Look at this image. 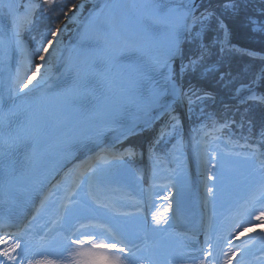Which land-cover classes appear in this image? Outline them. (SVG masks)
Instances as JSON below:
<instances>
[{
    "label": "snow or ice",
    "instance_id": "snow-or-ice-1",
    "mask_svg": "<svg viewBox=\"0 0 264 264\" xmlns=\"http://www.w3.org/2000/svg\"><path fill=\"white\" fill-rule=\"evenodd\" d=\"M62 3L63 0H42V3L34 0H0V58L7 60L14 50L26 47L23 36L30 30L37 8L42 9V15H47L52 6ZM83 7V4H73L67 11L61 8L66 19L82 24V27L78 31L76 42L69 48V55L64 59L60 75L56 78L60 81L58 90L49 95L60 98L64 106L79 112L86 120L103 119L104 128L97 133V139L104 132H116L117 143L134 135L139 126L137 122L130 126L119 123L129 108H134L147 117L141 122L143 127H151L163 115L167 119L148 145L149 158L159 163L160 157L155 150L162 142H167L166 138L176 139L173 149L179 150L182 145V140L177 139L180 122L172 114V104L167 98L185 100L189 111L197 101L203 100L196 91L190 89L185 92L179 85L174 69L175 61L183 55L182 44L200 37L214 13L209 8H202L200 0H101L100 3L93 4V10L81 22L78 15ZM223 7L235 11L238 4L235 0H226ZM129 10L135 12L131 25L126 15ZM220 26L224 27L222 23ZM64 31L65 28L57 27L50 33H45L41 37V43L50 35L51 38L47 39L48 46L37 47L31 52L32 56H38L43 63L36 65L35 74L27 76L30 84L34 75H40L39 83L30 92L42 86L52 87L48 82L52 78L53 58L59 61L62 56L64 45L60 36ZM49 48L52 49L51 52ZM206 52L207 47L201 45L198 56L190 58L187 64L181 63L180 73L195 70ZM42 68L45 69L43 73ZM24 78V73L17 69L15 83L19 85ZM27 86L25 84L14 88L7 98L0 95V169L4 170L9 187L15 180L23 177L26 167L34 162L38 139L46 128L45 121L32 112V108L34 105L39 107L44 104L48 97H34L21 103L15 100ZM86 104L90 107H86ZM153 112H156L155 116L152 115ZM109 151L102 149L104 153ZM136 155L132 148H126L122 153H113L111 159L123 162L125 157ZM206 157L207 153L201 163L207 172V165L211 161ZM97 160L99 163H110L105 155H98ZM91 171L95 174L96 168ZM91 179L89 177L90 188ZM207 191L212 193V188H207ZM261 191L264 192V185H261ZM88 196L99 207L108 209L112 217L103 220L94 216L85 217L87 222L78 221V227L74 225L67 232L58 233L59 239L55 241V247L51 244L45 247V238L41 237L39 249L43 251L38 249L32 252L28 241H25L23 247L19 242L14 243L12 251L21 249L17 253L20 257L19 264H22L29 253L41 258L29 259L28 264H136L139 246L122 226L113 222L115 216L129 213L119 212L114 204L101 202L91 190ZM62 207L67 209L66 205ZM261 215L264 216V213ZM152 219L157 224L160 223L156 215ZM164 223L168 221L165 219ZM205 243L208 244L207 238ZM0 256L17 264L16 256L10 255L7 250L0 252ZM47 256H54L56 259H48ZM173 258L185 260L186 246L181 245ZM0 264H6V261L0 260ZM192 264H196L195 259ZM237 264H243V261H238Z\"/></svg>",
    "mask_w": 264,
    "mask_h": 264
},
{
    "label": "bare ground",
    "instance_id": "bare-ground-1",
    "mask_svg": "<svg viewBox=\"0 0 264 264\" xmlns=\"http://www.w3.org/2000/svg\"><path fill=\"white\" fill-rule=\"evenodd\" d=\"M88 1L89 0L78 1L77 5L83 4L84 6L83 10L78 15V19H80L85 13L88 7ZM69 14L71 15V13ZM70 22L72 21L67 19L63 28L66 29L69 27ZM64 33L65 32H63L60 36L62 41L64 40ZM23 40L26 47H21L18 50L20 60L18 66L20 71L24 73V76H26L30 68L28 61L33 59L34 56L31 55V52L33 51L32 49L30 50L31 47L29 42L26 41L24 37ZM54 46L55 44H53V47ZM229 48L235 49L231 47ZM64 49L65 45L63 51ZM51 50L52 49L49 48L50 52ZM61 58L59 61H57L55 57L53 58L52 73L57 70ZM41 63L43 62L40 61V64ZM44 71L45 69L42 68L41 73ZM39 80L40 75L36 74L32 82L24 88V91L34 88V86L39 83ZM22 81L23 80H21L17 87L23 86ZM194 138V132L187 130L185 134V142L187 146L186 152L188 155L185 159L186 161H183L184 163L181 165L182 169L180 170L181 172L179 171L180 174H178L180 176L178 182L172 180V182H170V179H167V182H164V185L159 186L160 188L154 190V192L150 188L147 190L144 189L141 184L136 186L137 188L132 189L133 193H129V189H126L124 190V193L111 194L106 187L110 185L111 179L114 178H109L107 183L103 182L102 180L106 178L105 171L97 170L95 174H92L91 188L89 183H87L82 187H79L77 184V187L72 189L71 186L75 172H70L68 171L69 169H67V172L65 171L66 173L62 172L55 178L49 191L44 193L41 198L39 197L40 199L38 198L39 202L35 203L36 201H34L30 213L25 215L27 216V220L23 221V227L32 232L40 233L56 227H62L63 225H78V221H86L85 217L88 216H94L101 220L111 218L112 213L109 212L108 209L99 207L88 196V192L91 190L93 195L101 202L108 203L109 205L114 204L119 212L129 213V215L115 216L113 218V222L122 226L133 240L140 241L143 238L154 237L172 225L182 227L183 229H188V224L190 223L191 225H199V230L205 229V232L206 230L208 232V245H211L214 253L212 264H221L224 256L221 252L222 248L218 250V244H214L210 241L217 236L222 237L223 234L221 231L224 233L226 228V226H223L222 224H224V222L229 223V218L236 217L238 213L233 207L234 203L229 206H225L221 210H216L215 212L213 208L208 207L207 198H209V194L207 192H205V194L202 193L206 171L201 163V159L205 157V154H198ZM103 149H109L110 151L107 153L102 152V149L92 151L85 154L81 159L87 164L97 158L98 155H105L108 157L109 155L118 152L113 144L107 145ZM148 158V154L144 152L140 155V160H138V164L141 163L146 167L143 172L144 176L142 177L145 185L150 183L152 179V172L154 171ZM170 170L171 173L177 171L175 170V167H173V170L170 168ZM88 171H90V169L82 173L80 178L88 175ZM128 186L133 185L129 182L125 187ZM140 189H143V191L139 192L141 191ZM130 194H133V196H129ZM213 202V205L215 206V199ZM62 205H66L67 209L62 207ZM212 213L215 214V219L214 221H208L206 216L208 214L211 216ZM153 215H156L157 219L160 221L159 224L153 221ZM165 219L168 223H164ZM221 220L223 222L217 224ZM211 232L215 233L216 237L212 238ZM242 256L244 255L242 254Z\"/></svg>",
    "mask_w": 264,
    "mask_h": 264
},
{
    "label": "trees",
    "instance_id": "trees-1",
    "mask_svg": "<svg viewBox=\"0 0 264 264\" xmlns=\"http://www.w3.org/2000/svg\"><path fill=\"white\" fill-rule=\"evenodd\" d=\"M78 1L63 0L62 4L52 6L47 15L38 14L28 37L34 50L37 47H46L47 39L51 37L46 36L43 43L41 37L57 28L65 19L61 8L67 11ZM235 2L238 4L235 11L223 7L226 0H207L203 5L202 8H209L214 13L208 21L209 30L202 40H191L186 43L184 57L188 63L190 58L198 56L201 45L207 47V52L195 70L187 71L184 87L186 92L191 89L203 97L202 101L194 104L199 111V116H195V126L202 127L203 130L206 126L225 124L224 131L232 130L234 138L255 141L264 148V104L242 102L237 93L241 86H255L257 76L263 71L262 82L257 92L258 95L264 96V60L252 58L235 49L222 48L220 45V38L225 30L220 26L222 23L230 29L233 43L264 53V29L253 23L257 18H264V15H260L259 0H235ZM238 124H241L240 128ZM160 127L161 122L154 130L148 132L147 136L140 137L138 142L136 137H132L121 142L116 149L120 153L126 148L144 149L157 136ZM168 145V143L163 146L158 145L155 151L163 154Z\"/></svg>",
    "mask_w": 264,
    "mask_h": 264
},
{
    "label": "rangeland",
    "instance_id": "rangeland-1",
    "mask_svg": "<svg viewBox=\"0 0 264 264\" xmlns=\"http://www.w3.org/2000/svg\"><path fill=\"white\" fill-rule=\"evenodd\" d=\"M34 2L42 3V0H34ZM97 2H98V0H89L88 4H87L88 5L87 9H91V6ZM206 2H207V0H201V2H200L201 6L203 7V5ZM77 3H75V4H77ZM258 4H259V6H261L260 7V15H264V0H259ZM87 9H86V11H87ZM40 11H42V9L37 8L36 11L34 12L33 23L30 26V29L33 26V24L35 23V20L37 19L38 14L39 13L41 14ZM84 14L79 19L81 22H82V19L84 18ZM66 21H67V19L65 18L63 20V22L58 27H64V25L66 24ZM255 22H256L257 26L259 25L260 29H264V18H257V19H255ZM79 25L80 24H77L74 21L69 23V27H67L64 31L65 32L64 38H63L64 39L63 40L64 45L69 41V38L77 30ZM224 29H225L224 34H222V36L220 38V45L222 48L227 49V48H229L228 45L230 44L231 41L233 42V40H232V35L230 33V29L228 28L227 25L224 26ZM208 30H209V23H208L206 30L203 32V34L200 37H198L196 40L197 41L202 40V38L206 35V32ZM225 32H227V38H225ZM23 37L25 38L26 41L27 40L29 41V39H28L29 30L24 33ZM222 42H224V43H222ZM46 46H48V45H46ZM30 50H31V48H30ZM30 61H31L29 63L30 68H29L28 73L26 74L25 78L22 81L23 85L29 84L28 80H27V76L35 74L36 65L40 64V60L36 59L35 56ZM182 62L184 64H187V59H185V57L182 59V61H180V59H179V63L177 66L174 65V69L177 73V81L184 88V91H185L186 89L184 87V78L186 77L185 75H186L187 71L182 73V74L180 73V65ZM260 74H263V71H261L259 73V75ZM259 75L257 76V78L255 80V84H254L255 86L244 85L237 90V93L239 94L238 97H241L240 99L243 100V102L247 101L246 100L247 96L253 95V93H254L253 90L254 89L257 90V88L260 86V84L262 82L261 81L262 78H259ZM258 79L260 81H257ZM257 82H258V84L260 83L258 86L256 85ZM243 91H245V92L243 93ZM173 99L174 100L171 102V104L175 103L174 106L172 107L173 113H174L173 115L178 117L179 122H180L178 125L179 135H178L177 139L182 140V145L179 147V150L173 149V144L168 145V147L166 148V153H168V155H166L165 160H161V161H159V163H156L154 159L148 158V160L151 163V167L154 170H156V174H155L156 178H164V177L168 176V177L174 179V181L175 180L177 181L180 177L178 174H180V172H181L180 171L182 169L181 165L184 163L183 161H185V159L188 155L186 152L187 146H186V142H185L186 131L190 130V131L194 132V134H195L194 141L196 144V148L198 150V154L199 153L204 154V151H205V148H207V145L203 144V139H204L203 133L204 132L202 131V129H199L197 126L194 125L195 116L196 115L199 116L198 109L193 105L192 110L189 111V106L185 100L177 99L175 97ZM166 119H167L166 117H163L157 123L153 124L151 127H143L140 131H136L135 134L132 136H135L137 138L136 141L138 142V140H140V137L143 138L142 136H144V135L147 136L148 132H150L151 130H154L156 128V125L159 124V122H161V126H162L165 123ZM185 120L188 123V125L185 122ZM184 122H185V124H184ZM194 130H199V131H194ZM226 133L227 134H225L223 136L222 140H224V141H222V142H225L227 139H229V135L232 134V130L227 129ZM166 140H167V138H166ZM215 141H217V140H215ZM173 142L175 144L176 140H174ZM137 144L139 146V143H137ZM226 147H229V144ZM226 149L222 151L219 148V146H216V148L212 149V145H211V147L209 148V151L207 153V159H211V163L209 164L210 172H208L207 179H206V181H204V187H203L202 193L205 194V192H207L209 194V198H207L208 199L207 205H208V207H211L214 210H221L225 206H229L232 203H234L233 206H237V203L239 201L248 202V201H250V199L254 195L255 190L258 191L261 187V184L259 183L260 179H258L259 174H260V169L257 167V163L254 165V163L256 162L255 159L257 157L256 152L253 153L256 155L255 159H253V158L249 159L248 157H250V156H244V155L239 154L237 152H235V154L232 152L226 153V151L228 150V149L227 150ZM133 151H135L137 153V155L135 157H125L124 158V159L130 160V162L125 163L124 159H123V162L116 161V160H110V163H108V164L103 163L101 167L100 166L94 167V168H96V171L100 170V171L106 172V174H105L106 178L104 180H102L103 182L107 183L109 178H114V179H111V182H110L111 186L110 187L107 186V189H109L113 186H115L116 188L125 187L127 185V183H129V182H131L133 186L127 187L128 189H133V188L135 189V188H137L136 186H139L141 184L144 188H146L144 180L142 179V177L144 176L143 172L145 171L146 167L143 166V164H141V163H140L141 165L138 164V160H140V155L142 153L146 152L148 154V145L144 149H141V150H138L135 147V149ZM258 152H257L258 156H260V158H263L264 157V155H263L264 151H258ZM205 153H206V151H205ZM148 156H149V154H148ZM154 164H155V167H154ZM173 167H175V170H177V171L176 172L174 171L173 173H171L170 168L173 170ZM92 174H93V172L91 171L89 173V175L87 176V179H88L87 183H89V177H91ZM175 175H177V176H175ZM206 175H207V173H206ZM154 187L157 188L158 186H154ZM207 188H212V193H209L207 191ZM150 189H153V188H150ZM109 190H110V193H116L117 192V190H115V188H112ZM119 191L123 192L124 190L122 189ZM263 195H261V197ZM214 199L216 202L215 206L213 205ZM256 200H259V199H256ZM261 213H264V211L261 210L260 214ZM206 217L209 218V214ZM211 219L212 218L210 217L209 220H211ZM262 224L263 225L257 224L259 226L254 225L255 230H253L252 235H254L255 237H253L252 240L247 239V237H246L247 234L250 235V231L248 233H246L245 236L243 235L242 238L240 239V241L238 240V242L236 239H232V242L226 248V253H228V255H229L231 249H234V251H235L231 257L230 264L235 263V260L239 256L238 252L240 250H243V248H240L241 243L244 244V246H243L244 248H245V245L247 246L243 252L264 253V246H263L264 245V221Z\"/></svg>",
    "mask_w": 264,
    "mask_h": 264
},
{
    "label": "water",
    "instance_id": "water-1",
    "mask_svg": "<svg viewBox=\"0 0 264 264\" xmlns=\"http://www.w3.org/2000/svg\"><path fill=\"white\" fill-rule=\"evenodd\" d=\"M228 47L235 48L236 50L240 51L241 53L246 54V55H248V56H250L252 58L263 59L264 60V53L258 52V51H255V50H251V49H246V48H244V47H242L240 45L233 44L232 41L230 42ZM259 78H262V74L259 75ZM257 81H260V80L258 79ZM259 84L257 82L256 85L258 86ZM253 92H254L253 95L247 96L246 100L247 101H258V102L264 104V96L263 95H258V92H257L256 89H254ZM250 97H257V99H252Z\"/></svg>",
    "mask_w": 264,
    "mask_h": 264
}]
</instances>
